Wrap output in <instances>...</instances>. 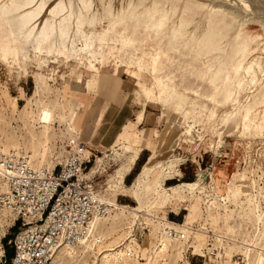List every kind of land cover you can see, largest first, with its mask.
Listing matches in <instances>:
<instances>
[{
	"label": "rangeland",
	"instance_id": "rangeland-1",
	"mask_svg": "<svg viewBox=\"0 0 264 264\" xmlns=\"http://www.w3.org/2000/svg\"><path fill=\"white\" fill-rule=\"evenodd\" d=\"M227 1L0 0V153L53 169L74 137L101 149L81 179L111 211L58 264H264V13L241 29L207 5ZM86 8L112 21L83 49ZM2 214L8 264L20 226Z\"/></svg>",
	"mask_w": 264,
	"mask_h": 264
},
{
	"label": "built area",
	"instance_id": "built-area-1",
	"mask_svg": "<svg viewBox=\"0 0 264 264\" xmlns=\"http://www.w3.org/2000/svg\"><path fill=\"white\" fill-rule=\"evenodd\" d=\"M65 146L53 169L37 170L26 159L0 154V204L20 226L8 241V264H50L57 250L87 240L97 218L110 213L112 207L81 179L86 144L74 137Z\"/></svg>",
	"mask_w": 264,
	"mask_h": 264
},
{
	"label": "bare ground",
	"instance_id": "bare-ground-1",
	"mask_svg": "<svg viewBox=\"0 0 264 264\" xmlns=\"http://www.w3.org/2000/svg\"><path fill=\"white\" fill-rule=\"evenodd\" d=\"M158 3L160 2V1H157ZM254 3H257V5L256 6H254ZM87 4H89V3H87ZM157 5V4H156ZM162 5V4H161ZM208 5V7H210L211 9H210V11H211V13L212 14H214V13H216L217 11H221V10H223V12L225 13V14H227V15H229L231 18H232V21H233V23H235V22H238V24H240V27H241V29H243V28H245V26H246V24H245V22H252L253 20H255V19H253V18H255L256 16H258V14L259 13H264V0H253V1H251V0H230V1H227L226 3H222V5H220V6H214V5H209V4H207ZM140 8V7H139ZM147 8V7H146ZM155 8H157V7H155ZM196 8V7H195ZM149 9V8H148ZM198 9V8H197ZM43 10V9H42ZM129 10V9H128ZM127 10V11H128ZM127 11L125 12V13H127ZM149 10H147V12H148ZM73 12V11H72ZM129 12V11H128ZM134 12H137V11H134ZM133 12V13H134ZM151 12V11H150ZM150 12L148 13V14H150ZM132 13V14H133ZM131 14V13H130ZM141 14H144V13H141ZM125 15V14H124ZM124 15H123V17H124ZM145 15L146 14H144L143 16H141V18L142 17H145ZM163 15V14H162ZM135 16H137L136 14H135ZM149 16V15H148ZM159 16V15H158ZM130 17V16H129ZM156 17V16H155ZM154 17V18H155ZM164 17H165V15L164 16H161V17H159L158 18V22H155L154 21V18H152L151 20H152V22H154V26L157 28V29H159L160 27H162V24H163V19H164ZM215 17V16H214ZM214 17H213V19H214ZM127 18H128V16H127ZM238 18H240V20H238ZM260 18V17H259ZM264 14L262 15V19H261V21L263 22L262 23V27H263V29H264ZM124 19V18H123ZM129 19V18H128ZM146 19V18H145ZM127 20V19H126ZM140 20V19H139ZM143 20V19H142ZM209 20V19H208ZM112 21V19L111 20H109L108 18H106V17H104L102 14H100V13H98V12H94L91 8H86L85 10H83L82 11V13H81V16H80V19H79V24H78V29H79V31L80 32H83V33H85V38H84V47H83V49L85 48V49H88L89 47H90V44L88 43V40H90V36H92L94 33H93V31H94V26L96 25V24H102V23H104V24H106V27L108 26V24L110 23ZM120 21V20H119ZM225 22V21H224ZM224 22H222V23H224ZM229 24V23H228ZM102 26H104V25H102ZM113 26V25H112ZM103 29H104V27H102ZM108 29V28H107ZM262 29V30H263ZM110 30V29H109ZM95 32H97V31H95ZM115 32V31H114ZM177 32H178V30L177 29H173V30H167V33H165V37L167 38V42H166V44H163L162 45V48H161V51L164 53V55L165 54H169V52L171 51V53H172V55H175V54H177L178 52H177V50H176V47H177V41H178V38H177ZM263 34H264V30H263ZM105 36V35H104ZM96 37V36H95ZM158 38V37H157ZM95 40V39H94ZM164 45H166V46H164ZM162 53V54H163ZM172 55H168L169 56V58H174V56H172ZM177 56V55H176ZM164 59H166V58H164ZM169 60V59H168ZM176 60V59H175ZM167 61V60H166ZM172 61H173V59H172ZM174 62V61H173ZM167 63V62H166ZM256 66H258V65H256ZM264 71V66L263 67H261V68H259V73H262ZM218 74V73H217ZM39 125L40 126H43V128H48V126L50 125V123H51V120H52V114L48 111V110H42L41 111V113H40V115H39ZM1 154V153H0ZM4 155V154H3ZM27 160V159H26ZM28 161V160H27ZM29 162V161H28ZM29 164H30V166L32 167V168H34V169H37V170H41V169H43V168H45V167H36V166H34L32 163H30L29 162ZM150 165H151V163H148L147 165H145L144 166V168H143V170H142V172H141V174L139 175V177L136 179V183H135V185H136V187L137 188H141V187H143L142 186V184H145L144 183V180H145V177H147L148 176V171L150 170ZM50 169V168H49ZM135 187V188H136ZM1 189H2V179L0 178V195H1ZM97 193V192H96ZM97 195L100 197V198H102L103 200H104V198L101 196V194H99V193H97ZM1 197V196H0ZM108 205H110L109 204V202H108V200H104ZM139 202V205H140V201H138ZM1 205V204H0ZM111 211V210H110ZM0 212H1V214L2 213H4V214H6V215H9V216H11L12 218H13V220H14V216L6 209V208H4V207H2V205L0 206ZM3 215V214H2ZM109 215V214H108ZM107 215V216H108ZM107 216H105V217H107ZM105 217H99V218H97V220H96V223H95V225H94V227L92 228V231H90V235H89V237H88V239L90 238V236H91V234H92V232H93V230L95 229V227L98 225V223L102 220V219H104ZM138 221V220H137ZM166 238H167V240H169L170 241V237L168 236V234H166ZM87 239V240H88ZM87 240H83L82 242H80L78 245H80L81 243H84V242H86ZM78 245H75V246H64V247H61L60 249H62V248H74V247H76V246H78ZM60 249L59 250H57L54 254H53V256H52V258H51V263L50 264H58L59 263V261H58V256H59V254H61L60 253ZM165 249H166V244H165V242H164V239L162 238V240L161 241H159V245H158V250H159V254L160 253H162L163 251H165ZM113 251L111 250L110 252H109V254H107L106 256H105V259H108V258H110V257H113L114 256V254L112 253ZM2 254H3V252L0 250V257H2Z\"/></svg>",
	"mask_w": 264,
	"mask_h": 264
},
{
	"label": "crops",
	"instance_id": "crops-1",
	"mask_svg": "<svg viewBox=\"0 0 264 264\" xmlns=\"http://www.w3.org/2000/svg\"><path fill=\"white\" fill-rule=\"evenodd\" d=\"M121 82L123 83V85L127 83V81L124 82V81H122V80H121ZM127 91H128V89H126V88L124 89V88H123V92H127ZM130 107H131V106H130V101H129V103H128V105H127V108H126V111H125V114H124V115H125V119L119 123V127H118L119 130H121V125L126 123V118H127L128 116H130V114H131V108H130ZM144 118H145L147 121H150L149 116L146 115V111H145V112L143 111V118H142V120H144ZM148 119H149V120H148ZM139 124H140V123H139ZM139 124H138V125H139ZM149 129H150V128H149ZM80 139L86 144L87 151H88L89 154L93 155V154H92L93 151L101 152V149H100L99 147H95V146L91 147V146H89V145L83 140V138H80ZM106 151H109V149H106ZM144 151L150 152L147 148H141V149L138 151V157H137V159L140 157V155H141L142 152H144ZM145 162H146V161L143 160L142 162H140V165L143 166V164H144Z\"/></svg>",
	"mask_w": 264,
	"mask_h": 264
},
{
	"label": "trees",
	"instance_id": "trees-1",
	"mask_svg": "<svg viewBox=\"0 0 264 264\" xmlns=\"http://www.w3.org/2000/svg\"><path fill=\"white\" fill-rule=\"evenodd\" d=\"M11 255H12V253H8V260L10 259V257H11Z\"/></svg>",
	"mask_w": 264,
	"mask_h": 264
}]
</instances>
